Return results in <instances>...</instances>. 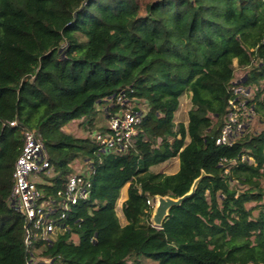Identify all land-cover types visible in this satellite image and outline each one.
Returning a JSON list of instances; mask_svg holds the SVG:
<instances>
[{"label": "trees", "instance_id": "16d2710c", "mask_svg": "<svg viewBox=\"0 0 264 264\" xmlns=\"http://www.w3.org/2000/svg\"><path fill=\"white\" fill-rule=\"evenodd\" d=\"M237 68L247 70L237 81L264 116L260 1L154 0L142 9L138 0H0V264L32 260L25 219L9 206L25 128L48 151L47 193L63 189L80 159L89 171L79 175L92 185L69 231L37 244L33 264H264V128L232 147L216 144ZM122 92L146 105L141 133L128 153L98 154L99 108ZM187 92L185 126L175 114ZM82 120L89 137L66 130ZM173 158L177 173L151 170ZM202 174L155 227L147 200L181 198ZM129 183L122 226L116 207Z\"/></svg>", "mask_w": 264, "mask_h": 264}, {"label": "built area", "instance_id": "2783aa9c", "mask_svg": "<svg viewBox=\"0 0 264 264\" xmlns=\"http://www.w3.org/2000/svg\"><path fill=\"white\" fill-rule=\"evenodd\" d=\"M256 1L264 4V0ZM228 92L225 124L216 144L232 147L239 141L245 142L250 132L254 131L253 122L259 113L256 102H252V90L234 80ZM103 108L107 115L106 129L94 133L98 154L128 153L134 148L136 138L141 133L140 125L146 105L139 102L132 104L122 92L116 98L106 99ZM9 125L16 126L17 122H9ZM259 132H252V135ZM21 140V152L13 170L9 206L25 219V252L26 257L33 260L38 250L37 244L52 246L59 236L69 231L67 222L72 209L80 201L88 199L92 185L85 176L73 174L63 189L55 194L47 193L45 187L52 186L49 180L55 173L44 141L38 132L27 128L22 130ZM246 159L255 164L253 158L247 155L241 157V161ZM227 162V159L223 160V163ZM232 163L235 165L236 161ZM225 173L228 174L229 169ZM156 197L147 200L152 214L157 205ZM32 260L26 264H33ZM46 262L51 263L48 260Z\"/></svg>", "mask_w": 264, "mask_h": 264}, {"label": "rangeland", "instance_id": "374dc122", "mask_svg": "<svg viewBox=\"0 0 264 264\" xmlns=\"http://www.w3.org/2000/svg\"><path fill=\"white\" fill-rule=\"evenodd\" d=\"M142 9H144V7L146 6L147 3H150L154 0H138ZM236 62V61H235ZM234 62V66L237 67V64ZM256 65V64H255ZM246 71L247 70H243V69H236V73H235V80H240L243 76L246 75ZM261 88H264V81L260 84ZM257 88H254V90L256 91ZM254 91V92H255ZM193 108L192 105V101H191V93H185V95H183V97L180 99V107L179 110L177 111V113L175 114V122L177 124L183 123L185 124V126L188 125V121H189V113L190 110ZM104 108L102 106H100L99 111L101 114H99V116L97 117V123H96V127L100 128L103 125H106V120L104 119L103 115H104ZM253 130L250 132V135H252V132H259L264 128V116L261 114H258L257 119L255 120V122H253ZM66 130L68 132L73 133L74 135L78 136V137H89L90 136V127L87 126V123L82 120V121H75L70 123L68 126H66ZM189 138L187 139V142H189ZM178 166H179V159L178 158H173L163 164H160L156 167L153 168V172L156 173H164V174H175L178 172ZM72 168L74 169V174H86L89 170H88V164L84 163V161H82V159L75 161L72 164ZM235 185H237L236 183H232V187H235ZM264 185V182H263ZM130 186V183L126 185V188H128ZM123 195H125V188H123L120 192V198L117 202V207L116 210H118V216L120 217L122 223H124V220H122L124 218V216L122 215V213L119 211L120 207L119 205L121 204V200L123 198ZM248 208H252L255 206V203H250L247 205ZM154 208H153V214H154ZM259 210H254V215L257 216L258 215ZM152 214V216H153ZM152 222V219H151ZM153 223V222H152ZM75 241H77V238H74ZM41 249H38L36 251V253H41Z\"/></svg>", "mask_w": 264, "mask_h": 264}, {"label": "water", "instance_id": "95a60500", "mask_svg": "<svg viewBox=\"0 0 264 264\" xmlns=\"http://www.w3.org/2000/svg\"><path fill=\"white\" fill-rule=\"evenodd\" d=\"M204 176L205 174H202L201 177L194 182L191 191L181 198L173 199L171 197L157 196V205L152 216V222L154 226L160 227L163 224L164 220L169 216V211L171 210V208L179 206L183 201L190 198L194 194L197 185Z\"/></svg>", "mask_w": 264, "mask_h": 264}, {"label": "crops", "instance_id": "0c3cea01", "mask_svg": "<svg viewBox=\"0 0 264 264\" xmlns=\"http://www.w3.org/2000/svg\"><path fill=\"white\" fill-rule=\"evenodd\" d=\"M236 64H237V62H235ZM179 159V158H178ZM156 167V166H155ZM154 168V167H153ZM153 168H151V170H153ZM179 168H180V161H179V166H178V170H179ZM130 187V186H129ZM129 187L128 188H126V186L124 187L125 188V195H123V198H122V200H121V204L119 205V207H120V212L122 213V215H123V211H122V207H123V204H124V202L125 201H127V199H128V189H129ZM117 215H118V210H117ZM124 216V215H123ZM118 218H119V220H121L120 219V217L118 216ZM122 220H124V223H122V221H121V225L122 226H124V225H126L127 224V221L125 220V218H123Z\"/></svg>", "mask_w": 264, "mask_h": 264}]
</instances>
